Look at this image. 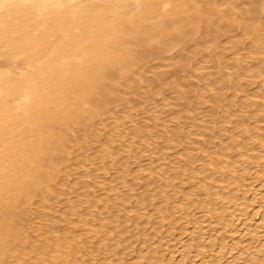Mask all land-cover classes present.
I'll list each match as a JSON object with an SVG mask.
<instances>
[{
    "label": "bare ground",
    "instance_id": "bare-ground-1",
    "mask_svg": "<svg viewBox=\"0 0 264 264\" xmlns=\"http://www.w3.org/2000/svg\"><path fill=\"white\" fill-rule=\"evenodd\" d=\"M263 3V0H0V264H9L8 259H14V262L10 261L14 264L16 261V264H34L27 262L25 258L37 253L41 256L37 264H71V261H75L73 264L84 263V256L80 255V250L74 251L75 247L51 248L50 244H46L39 248L40 246L30 243L29 247H24L28 237L23 236L21 227L26 224V221H23L25 224L21 225L25 217L21 215L23 206L39 201L35 199L37 197L42 200L43 206L41 202L38 205L47 209L48 199L52 200V197L60 194L55 190L56 187L53 188V182L59 173L64 172L61 168H67V162H71L69 157L74 147L70 146V141L73 135H78L77 130L85 131L87 126L91 125L90 122L109 114L114 104H126V91L132 89L133 84H137L139 90H143V87L148 90L153 84L163 80L164 72L151 70H156L154 62L168 63L173 60L176 63L183 62L185 66L182 65L186 68L191 65L193 57L203 55L207 58L212 55L210 50L221 49L220 40L225 29L231 32L242 30L244 36H254L257 44L253 46L254 52H263ZM202 40L207 42L204 48L201 45ZM237 42H233V46H237ZM175 51L184 54V60L176 58ZM218 65L215 64V67H219ZM260 68L262 69H259L258 74L264 78L263 66ZM145 71L153 74L151 80L145 79ZM183 91L178 90L177 95L187 97L188 93ZM220 95L224 96L225 93ZM144 97L148 100L145 95ZM224 97L220 98L225 101ZM128 104L129 102L124 107ZM245 128L242 134L247 135L251 131ZM257 149L255 153H237L247 159L250 166L255 165L258 170L261 168L260 172L250 166L240 171L227 166L215 168L214 171L210 166V169L204 168L205 176L213 171L214 175L221 177L218 188L228 185L226 188L234 194L227 196V193L218 191L213 194L214 203L204 200L200 206L201 215L199 214L195 223L192 222V227L189 225V229L180 230L176 222L173 228L158 229L154 236L172 239V244L161 243L155 246L152 250L155 253L152 264H170L179 256L184 257L181 264L188 261L197 262L195 264H264V231H260L264 227L263 141L260 143V149ZM125 152L123 156H126ZM106 153L104 160L108 156L111 158L110 151ZM123 161L124 168L132 164L130 160L129 163L123 158ZM226 165H229V162H226ZM160 174L162 175V172ZM125 177L123 174V178ZM197 177L192 174L190 178L193 188L198 189L194 191L203 192L208 189V183L196 184ZM255 180L261 184L254 183ZM80 181L87 183L84 178ZM165 192L166 190H161L160 194ZM123 194L124 192L120 194V199L130 201L129 197ZM175 196H178V193ZM155 197L158 195H154ZM110 199L111 196L107 193L96 202L97 205H101L100 202L105 203V215L109 212L108 206L110 209L113 205ZM130 199L132 200V197ZM190 200L191 198L188 201ZM144 201L146 202V199ZM144 201H141L140 205L146 208ZM83 204L72 202L71 209L74 214L85 210ZM95 207L94 210L98 206ZM48 209L51 212L50 208ZM251 209L256 212L253 216L249 215ZM179 213L177 211V214ZM190 215L186 216L188 218L184 216V220L188 221ZM211 215L216 219L213 217L214 221L207 223V218ZM145 216L146 213H142L140 219ZM20 217H23L21 222ZM147 217L150 224L155 220L152 219L156 218L155 215ZM118 218L116 215L112 222H118ZM148 218L144 220L147 222ZM33 220L35 218L28 223L33 224ZM87 224L84 225L87 227ZM18 225L21 226L18 228ZM128 225V232L132 233V225ZM148 226L142 227L145 233L150 234L152 230ZM86 227L83 228L82 225V232H77L79 234L76 235L75 241H84L89 232H98L94 229L89 231L88 227L87 232ZM45 230L34 229L35 232L32 233L37 237V231L42 236ZM68 232L75 236L76 226ZM128 232H108L107 237L115 239L121 234H130ZM178 232H183L189 238H184V234L177 238ZM132 234L135 237L141 236ZM69 237L71 239L70 235ZM221 238L224 241L220 243ZM117 249L110 251L116 254ZM130 251L133 252L131 249ZM108 253L104 252L105 255ZM48 256L50 260H46ZM148 257L149 253L144 251L132 264H143ZM128 264H131V261Z\"/></svg>",
    "mask_w": 264,
    "mask_h": 264
},
{
    "label": "rangeland",
    "instance_id": "rangeland-1",
    "mask_svg": "<svg viewBox=\"0 0 264 264\" xmlns=\"http://www.w3.org/2000/svg\"><path fill=\"white\" fill-rule=\"evenodd\" d=\"M262 18H264V12H262ZM262 23L264 24V22ZM225 30L220 40L222 48L210 50L212 54L211 56L209 55L210 58H206L203 55L195 56L190 63L191 65L186 68L183 67V65L185 66L183 62L182 65L173 60L168 63L166 61L154 62L153 65L154 67L156 66L154 68L156 70H151L165 73L163 80L157 83L159 84L158 86L152 83L153 86L149 87L150 89L148 88L147 90L143 87V90L141 88L139 90L137 84H133V88L126 91L128 106L124 107L127 103L124 105L116 103L114 104L115 106L111 107V113L109 112L102 118L90 122L91 125H88L90 128L87 126L86 132L84 129L77 130L78 135L75 133L70 141V146L74 147L71 149V158L69 157L71 162L68 160V165L65 166L67 168H61V171L64 172L59 173L60 176L58 174L55 179L56 182H53V188L56 187L55 190L60 193L52 194V196L55 195L56 197H50L55 202L48 199V202L46 201L48 203H46L47 209H45L42 207V200L36 197L35 199L39 200L36 202L39 203L34 201L35 205L32 203V205L26 204L23 206L21 215L28 217H22L23 220L20 217L19 222L22 220V224H18L23 225V221H26L27 224L35 218L32 221L34 222L33 224H30V222L28 223L29 225L25 223L23 226L18 225V228L19 226L23 227V236L26 235L28 237V239L26 238L27 240L23 237L26 242L24 247H29V243L33 246H40L39 248L46 244L48 246L50 244L51 248H54V246H70L73 249L76 248L74 251H81L80 255L82 254L85 260L82 264H128L130 261L132 264V262H136L142 252L146 251L149 253V257L143 264H152L155 255L152 251L154 247L161 243L172 244V239L154 236L158 229L163 227L173 228L175 222L180 230L189 229L193 225L192 222L195 223L201 215L200 212L202 211L200 209L202 207L200 206L203 205L204 200H208L211 204L214 203V200H212L213 194L218 191L227 193V196L234 194V192L226 188L228 185H224L223 188L217 187L220 185L221 177L214 175L213 171L215 168L226 166L235 167L239 171L247 166L249 167L247 159L238 156L240 155L238 153H252L257 148L260 149L261 141L264 142V78L258 74L259 69H262L260 68L261 65L264 69V64H262L264 63V50L263 52L262 50L254 52L253 46L257 45L255 44L256 39L254 36H244L242 30L233 32L229 29ZM239 40L241 42H237ZM233 42L239 43L238 47L235 44L233 46ZM201 45L203 48L206 47V40H202ZM260 51L261 53H259ZM175 54L176 58L184 60V54L176 51L174 52ZM254 59L258 61L256 62ZM219 60L223 62V65H221L222 62L220 63ZM258 63H260L259 66ZM215 64H219L218 66L222 69L215 67ZM215 68H218L222 73ZM210 73L212 75L209 76L208 74ZM151 74L149 71H145V79H152L153 74ZM177 88L179 91L184 90L183 92L188 93L186 94L187 97L177 95L179 94L177 93ZM222 93H225L226 96L220 95ZM144 95L148 100L145 99ZM220 97H224L225 101ZM185 98L188 100H185ZM189 102L191 103L188 104ZM120 105L123 107H120ZM253 126H255V129ZM257 126L259 128L256 129ZM212 127L214 130H212ZM245 127L250 129L251 134H242L244 129H246ZM76 138L79 140H75ZM77 141L80 146L77 145ZM111 142L113 144H110ZM109 146L113 151L108 148ZM108 151L111 153V158H108L110 157L108 156L104 160L106 157L105 153ZM124 152L126 156H123L125 155ZM122 156L124 160L131 161L132 164H128V166H131L124 168L123 163L125 161L122 162ZM237 157H239L238 160ZM225 161L229 162V165H226ZM191 162H194V165ZM209 166L213 171L208 173V176H205L203 170L205 167L209 168ZM254 166L250 167L255 168L257 171L258 167ZM143 168L145 169L144 171L142 170ZM260 171L261 168H259L258 172ZM160 172H162V175ZM123 174L126 176L125 178H123ZM192 174L199 177V179L197 177V181L195 180L196 184L202 182L205 185V183H208L209 188L203 192L200 190L198 192L197 188L194 191V186L191 184L193 181L190 180ZM82 178L87 180L86 184L81 183L80 180ZM254 183L260 182L255 180ZM161 190H166L165 194H160ZM122 192H124L123 195L129 197L126 198L130 201L124 198L120 199ZM107 193L110 194V203L112 202L113 205L110 204V209L108 206L107 210L109 212L105 215L103 214L105 203L100 202L101 205H97L96 202ZM176 193H178V196H175ZM237 193L240 192L237 191ZM85 194L88 196H85ZM154 195H158V197L154 198ZM130 197H132V200ZM190 198L191 200L188 201ZM144 199H146V202ZM86 200L88 201L86 202ZM49 201H52V203ZM141 201H144L148 208L140 205ZM40 202L42 206L38 205ZM72 202L73 204L76 202L78 204H81V202L82 204L85 203L83 204V207L84 205L86 207H84L85 210L82 207L83 210L80 209L81 211H77L78 214L76 212L74 214L71 209ZM94 205L98 206V209ZM93 207L96 209L94 210ZM141 207H144L145 210ZM220 207L224 206L220 205ZM48 208H50L51 212ZM47 211L50 212V215L47 214L46 216ZM177 211L180 213L177 214ZM42 212L45 214L43 215ZM142 213L144 215L146 213V219L148 215L149 217L151 215L156 216V218L152 219L155 220L151 224L148 218L147 222L150 226L144 220L145 218L140 219ZM115 214L119 216L118 222H112V220H115ZM188 214H191V218L185 221L184 216L186 217ZM254 214H256L255 209H251L249 215L253 216ZM173 216L176 217L174 218ZM213 217V215L209 216L207 223H211ZM28 218L30 220H25ZM215 219L216 217H214ZM141 220L145 222L142 223ZM189 220L191 221L190 224H188ZM73 223H75L74 226ZM76 223H78V226ZM84 224L88 225L89 231L94 229V231L96 230L95 232L102 233H90ZM128 224L132 225L131 232L136 235L141 234V236L138 235L141 238L137 236V239L130 231L128 232ZM80 225L81 227L83 225V228L85 226L86 231L89 233L87 234L88 239L85 236L84 241L82 239L78 242L79 240L75 241V237L82 232L80 230L83 228H79ZM75 226L76 234L73 236L68 231L72 227L75 228ZM142 226L144 228L150 227L152 233H145ZM34 229L37 231L41 229L47 230L42 233V236L36 231L37 238L33 234L35 232ZM123 230H127L130 234H121L115 239L107 237L108 232L119 234ZM78 231L79 233H77ZM260 231H264V227ZM178 234L177 238H180L184 233L178 232ZM183 236L184 238H189L188 235L184 234ZM222 241L224 239L221 238L220 243ZM113 249H117L118 251H116L119 255L117 252L113 254L110 251ZM130 249L135 253L130 251ZM105 251L109 253L105 255ZM126 253H129V257L125 255ZM38 254H31L30 256L35 262L30 260V257L25 259H27V262L37 264V260L39 257L41 258ZM52 254L56 255V253ZM57 254L61 255L58 252ZM136 255L139 256L136 257ZM50 259L49 257L46 260ZM8 260L9 264H14L12 263L14 259ZM173 260L170 264H181L184 257L179 256ZM73 263L75 261H71V264ZM195 263L197 262L188 261L186 264ZM78 264L81 263L79 262Z\"/></svg>",
    "mask_w": 264,
    "mask_h": 264
}]
</instances>
